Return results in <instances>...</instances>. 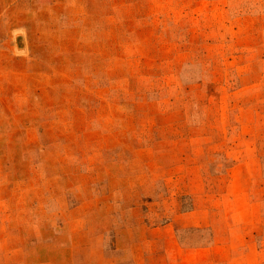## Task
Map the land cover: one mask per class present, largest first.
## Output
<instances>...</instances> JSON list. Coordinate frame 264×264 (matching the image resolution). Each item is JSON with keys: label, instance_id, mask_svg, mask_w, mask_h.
<instances>
[{"label": "rangeland", "instance_id": "obj_1", "mask_svg": "<svg viewBox=\"0 0 264 264\" xmlns=\"http://www.w3.org/2000/svg\"><path fill=\"white\" fill-rule=\"evenodd\" d=\"M0 264H264V0H0Z\"/></svg>", "mask_w": 264, "mask_h": 264}]
</instances>
